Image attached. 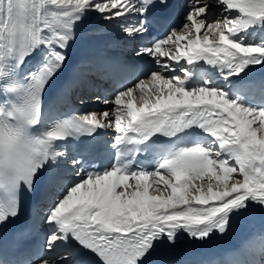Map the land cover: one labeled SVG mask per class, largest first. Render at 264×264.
Segmentation results:
<instances>
[{
    "label": "snow or ice",
    "instance_id": "obj_1",
    "mask_svg": "<svg viewBox=\"0 0 264 264\" xmlns=\"http://www.w3.org/2000/svg\"><path fill=\"white\" fill-rule=\"evenodd\" d=\"M93 16L118 22L131 59L106 70L132 78L103 99L111 108L59 111L71 85L47 105L45 94ZM254 66L264 69V0H0V230L21 217L24 197L56 188L39 245L14 241L17 258L0 252V264H170L182 239L207 245L264 218ZM84 78L80 69L74 82ZM108 129L106 161L101 149L69 148ZM257 254L264 231L223 264H260Z\"/></svg>",
    "mask_w": 264,
    "mask_h": 264
},
{
    "label": "bare ground",
    "instance_id": "obj_2",
    "mask_svg": "<svg viewBox=\"0 0 264 264\" xmlns=\"http://www.w3.org/2000/svg\"><path fill=\"white\" fill-rule=\"evenodd\" d=\"M213 11H218L217 9H213ZM97 19L95 16L89 21L86 26L85 31L81 32L80 39L73 45V47L69 50V61L68 65L65 68V75L61 77V79L69 82L70 84H74L75 79H73L72 75L75 71L80 69H85V76L87 74L90 76V72L87 67V62L85 59V55L90 50L102 51L111 49L115 51V54L121 55L123 60L129 61L131 59V44L124 39H122L121 34L118 28V22L112 21L111 23H103L97 26ZM62 74V73H61ZM83 82V81H81ZM89 98V97H88ZM87 98V99H88ZM111 99V98H110ZM83 101H85L83 99ZM89 101H86L82 104L88 105ZM112 105L108 104H99L97 107L83 109V111H102L105 108H111ZM107 133V137H112V130H104ZM56 189L53 191L55 193ZM50 203V202H49ZM180 244H193L189 243L187 240H183ZM197 245V244H196Z\"/></svg>",
    "mask_w": 264,
    "mask_h": 264
}]
</instances>
